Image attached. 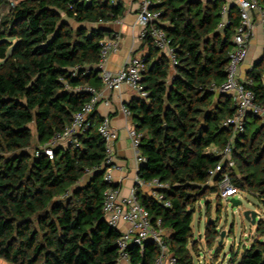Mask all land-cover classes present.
I'll return each instance as SVG.
<instances>
[{
  "label": "trees",
  "instance_id": "1",
  "mask_svg": "<svg viewBox=\"0 0 264 264\" xmlns=\"http://www.w3.org/2000/svg\"><path fill=\"white\" fill-rule=\"evenodd\" d=\"M153 1L152 9L162 11V20L168 21L165 30L178 65L170 76L168 58L144 37L149 51L143 56L142 86L148 97L136 98L128 108L146 158L139 167L141 180L157 178L169 187L160 190L163 201L139 190L137 195L152 222L161 221L177 264H195L193 215L210 193L216 194L220 209L217 192L225 172L238 189L264 202V118L247 116L244 131L233 142L235 167L223 164L212 174L233 136L223 125L235 112L233 100L213 86L226 79L239 10L231 6L228 23L220 28L225 0ZM258 2L264 7V0ZM122 14L123 5L113 0H0V260L118 262L120 232L108 225L103 199L108 187L119 185H109L104 173L95 170L105 159V143L97 130L102 119L80 136L79 147L57 148L53 159L29 148L34 146L33 130L37 148L62 132L91 99L86 87L100 89L105 30L95 25ZM246 84L264 107V57L248 71ZM95 118L94 112V124ZM258 229L259 237L240 260L233 255L232 264H264L262 221ZM205 234L212 247L218 235L213 221ZM127 252L129 264H155L159 249L148 241L144 247L131 244Z\"/></svg>",
  "mask_w": 264,
  "mask_h": 264
},
{
  "label": "built area",
  "instance_id": "2",
  "mask_svg": "<svg viewBox=\"0 0 264 264\" xmlns=\"http://www.w3.org/2000/svg\"><path fill=\"white\" fill-rule=\"evenodd\" d=\"M236 3L240 14V24L233 38L234 47L230 53L226 68V79L221 86H213V89L217 93L229 94L233 100L235 112L223 120V125L232 129L233 136L221 151L222 161L212 171V174L222 170L223 164L229 168L235 167V161L232 158L233 142L237 134L244 131L247 116L255 114L264 118V107L255 102L254 92L247 87L246 79H242L240 75L241 66L249 53L255 26H260L264 33V7L259 4L258 0H236ZM153 6V0H141L137 20L143 27L142 37L148 36L160 53L168 58L170 66L175 68L178 65V59L174 47L170 44L166 30L161 26L162 11L152 9ZM228 10L229 8L227 6L223 7V19L219 25L220 28L225 27L228 23ZM101 44L102 48L98 69L99 77L103 84L110 90L119 89L123 85H128L138 92L139 98L146 99L148 93L142 86L143 72L145 70L144 57L130 56L119 71L110 72L105 68V65L111 53L119 50L121 36L117 34L107 40H102ZM85 90L92 94L91 99L73 114L70 124L62 132L55 134L50 141L35 148L33 152H36L37 155L43 153L50 159H53L57 148L80 146L79 138L94 125L92 114L102 101V95L95 88L88 86ZM105 103L108 104L109 102L105 101ZM121 110L124 115L128 117L132 116V112L128 106H122ZM97 130L105 143V159L102 165L95 170H104V181L112 185L114 184L113 170L116 168L115 144L118 139V132L112 126L109 116L102 118ZM129 136L137 154V162L140 165L146 161V158L139 151L141 134L138 133L135 127H132L129 130ZM62 142H65V146L61 145ZM139 183L154 187L153 197L159 201L164 200V195L160 190L169 187V184L161 182L157 178L150 181L140 180ZM239 190L233 184L230 173L225 172L219 182L217 194L222 199H227L234 197L239 193ZM164 205L170 206V203L164 201ZM103 212L108 225L120 232V236L116 242L119 250L117 264L129 262L127 248L131 244H138L144 247L148 241L156 243L159 249L155 264H177V259L171 254L169 245L165 240L166 233L161 227V221L158 220L156 224L152 222L150 212L141 203L137 195V190H132L128 196H121L119 189L108 187L104 192ZM122 224H126V227L123 229L121 228Z\"/></svg>",
  "mask_w": 264,
  "mask_h": 264
},
{
  "label": "crops",
  "instance_id": "3",
  "mask_svg": "<svg viewBox=\"0 0 264 264\" xmlns=\"http://www.w3.org/2000/svg\"><path fill=\"white\" fill-rule=\"evenodd\" d=\"M113 2L114 4L121 3L123 5V14L116 20L100 22L95 26H102L105 30L102 40H107L117 34L121 36L119 50L111 53L105 65L108 71L117 72L124 66L130 56H146L149 49L142 37L143 27L137 20L141 0H113ZM224 6L228 8L236 6L238 9L236 0H225ZM72 24L77 25L73 21ZM166 25H168V21L161 20V26L164 29ZM263 50L264 33L261 27L256 25L253 30L248 56L241 66L240 75L242 79H246L251 67L264 57L263 54L262 57L256 58V55L263 52ZM174 73V68L171 67L170 76ZM98 91L102 95V101L98 104L95 111V123L98 124L104 116H109L112 126L118 132V139L115 144L116 168L113 170V178L114 183L119 185L120 195L128 196L135 189L141 191L142 194L153 197L155 188L139 183L141 180L139 176L140 165L137 162V154L129 136V130L135 127L134 118L133 116L128 117L124 115L121 110L122 106H128L129 103L139 98L138 92L128 85H123L119 89L110 90L103 82ZM105 101L109 103L106 104ZM33 133L34 139L37 141L38 138L35 130H33ZM61 145L65 146V142H62ZM33 148H36V144H34ZM125 227L126 224L121 225L122 229ZM121 264H129V262H122Z\"/></svg>",
  "mask_w": 264,
  "mask_h": 264
},
{
  "label": "rangeland",
  "instance_id": "4",
  "mask_svg": "<svg viewBox=\"0 0 264 264\" xmlns=\"http://www.w3.org/2000/svg\"><path fill=\"white\" fill-rule=\"evenodd\" d=\"M263 54L264 50L258 53L256 58L262 57ZM251 119L250 117L249 120ZM94 126L96 127L97 124L95 123ZM34 144H37L36 139H34ZM33 150V146L29 148L30 152H33ZM84 182L85 180L80 182V184ZM216 197L215 193L207 195L197 204L193 215L192 229L194 244L197 245V249L192 251L195 264H232L233 255L237 256V260L241 259L245 249L260 235L258 224L252 225L244 218L243 212L245 210L257 212V219L264 223V202L253 192L239 190V193L234 197L221 198L219 210H217ZM231 198L240 200L241 204L233 207L230 202ZM209 221H213L218 230L217 238L212 247L208 244L205 234L206 225ZM223 231H225V236L221 238ZM192 245L189 247L192 248ZM217 249H222V251H219L218 256L216 255ZM0 264L9 263L0 260Z\"/></svg>",
  "mask_w": 264,
  "mask_h": 264
},
{
  "label": "water",
  "instance_id": "5",
  "mask_svg": "<svg viewBox=\"0 0 264 264\" xmlns=\"http://www.w3.org/2000/svg\"><path fill=\"white\" fill-rule=\"evenodd\" d=\"M98 71H99V69H98ZM99 172L100 173H104V170H100ZM230 202H231V204H232L233 207L239 206L241 204V201L240 200H237V199H234V198H231L230 199ZM243 216L252 225L259 224V222H260V220L257 219V212H255L253 210H245L243 212ZM224 236H225V231H223L221 233V238H223Z\"/></svg>",
  "mask_w": 264,
  "mask_h": 264
}]
</instances>
